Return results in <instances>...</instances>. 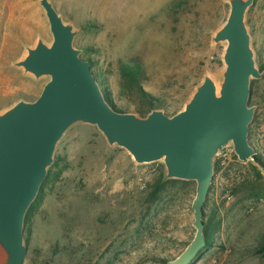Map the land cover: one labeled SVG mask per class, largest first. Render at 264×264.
Segmentation results:
<instances>
[{
	"label": "rangeland",
	"instance_id": "1",
	"mask_svg": "<svg viewBox=\"0 0 264 264\" xmlns=\"http://www.w3.org/2000/svg\"><path fill=\"white\" fill-rule=\"evenodd\" d=\"M52 2L80 29L75 45L119 111L149 112L142 87L156 108L173 115L204 73L221 67L222 47L213 49L210 38L227 16L223 0ZM247 21L264 70V0L255 1ZM38 34L51 40L37 0H0V109L42 91L45 80L10 66ZM123 64L140 66L141 87L124 82ZM250 105L257 108L249 138L264 161V77L252 81ZM49 172L25 224L31 264H165L194 237L195 182L170 180L156 191L163 166L135 165L95 127L72 128ZM213 207L220 226L191 264H264V169L234 161L221 172L216 163L205 222Z\"/></svg>",
	"mask_w": 264,
	"mask_h": 264
},
{
	"label": "water",
	"instance_id": "2",
	"mask_svg": "<svg viewBox=\"0 0 264 264\" xmlns=\"http://www.w3.org/2000/svg\"><path fill=\"white\" fill-rule=\"evenodd\" d=\"M256 0H223L225 20L210 38L222 47L221 67L206 71L173 115L154 108L147 114L122 112L83 59L75 40L80 29L66 21L52 0H37L51 40L38 34L10 66L36 82L45 80L34 100L21 98L0 109V264H31L25 220L40 194L63 137L75 126L95 127L111 148L125 150L138 166L159 163L162 182H195V234L166 264H191L208 246L206 204L214 184L216 156L231 146L242 163L256 161L250 125L251 84L264 77L248 25Z\"/></svg>",
	"mask_w": 264,
	"mask_h": 264
},
{
	"label": "trees",
	"instance_id": "3",
	"mask_svg": "<svg viewBox=\"0 0 264 264\" xmlns=\"http://www.w3.org/2000/svg\"><path fill=\"white\" fill-rule=\"evenodd\" d=\"M262 69H264V66ZM140 74H141L140 66L137 64H123L121 66V75H122L124 82H127L132 86L141 87L140 86V84H141V82H140V76L141 75ZM96 77L98 78V80H100V82L104 86L103 81L97 75H96ZM105 94H106V97L108 98V100L110 101V103L112 104L106 89H105ZM140 94L147 101V104L149 106V111L156 108V105L154 104V99L148 93L144 92L142 90V87L140 88ZM256 161L261 166V168L264 169V161L261 159L260 156H256ZM256 170H257V168H256ZM257 172L259 175L261 174L258 170H257ZM49 173H51V172H49ZM47 182L45 181V183L43 184L41 191H40V194L37 197V199L43 193L42 192L43 188L45 187V185H47ZM163 186H164V184L162 183V175H161V178L158 180V183L156 185V191H159L161 188H163ZM35 204H36V201L31 206V208H30V210L26 216V220H25L26 225L29 222V217L33 213V210L35 208ZM215 209H216V207H213L211 209V211L209 212V218H208L207 222H205V233H206L207 241H208L207 247H209L211 245L212 235L216 232V230L220 226V221L216 222V219H215L217 216V213H218ZM262 242L263 243L260 244L261 245L260 251L262 250L264 252V239L262 240Z\"/></svg>",
	"mask_w": 264,
	"mask_h": 264
},
{
	"label": "built area",
	"instance_id": "4",
	"mask_svg": "<svg viewBox=\"0 0 264 264\" xmlns=\"http://www.w3.org/2000/svg\"><path fill=\"white\" fill-rule=\"evenodd\" d=\"M239 161L237 156L234 153V150L231 146L224 148L217 156L216 163L220 167V171L223 172L229 165L234 162Z\"/></svg>",
	"mask_w": 264,
	"mask_h": 264
}]
</instances>
